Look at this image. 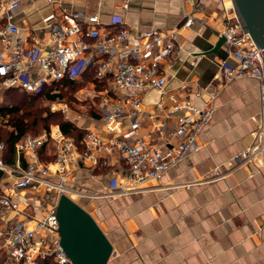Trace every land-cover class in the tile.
<instances>
[{"label":"built area","instance_id":"1","mask_svg":"<svg viewBox=\"0 0 264 264\" xmlns=\"http://www.w3.org/2000/svg\"><path fill=\"white\" fill-rule=\"evenodd\" d=\"M19 8L20 0H0V100L9 90L38 95L63 80L82 82L91 69V80L74 95L91 114L79 143L58 125L50 126L15 143L12 165L3 160L0 143V254L10 264L43 259L71 264L59 243L56 200L60 195L92 199L96 192L79 182L70 167L92 175L96 170H116L105 188L108 195L141 192L144 183L161 179L186 155L200 150L198 138L213 114V98L198 107L188 95L165 91V63L176 50L175 28L132 32L122 25L109 28L97 15L60 9L43 18L47 39L42 40L33 31L21 35L14 23ZM190 23L187 19L183 26ZM220 36L223 52L234 61H220L222 81L258 82V124L252 143L235 158L237 166L253 167L264 187L263 49L256 47L248 31L244 33L236 15L226 19ZM147 91H155L158 98L146 103ZM48 109L71 124L85 119L71 116L65 101H52ZM44 148L49 158H44ZM29 188L54 194L48 211H38L34 199L21 196ZM257 232L264 244V215Z\"/></svg>","mask_w":264,"mask_h":264},{"label":"crops","instance_id":"2","mask_svg":"<svg viewBox=\"0 0 264 264\" xmlns=\"http://www.w3.org/2000/svg\"><path fill=\"white\" fill-rule=\"evenodd\" d=\"M20 0L14 23L22 36L46 40L43 18L60 9L97 15L100 22L132 32L177 29L174 54L165 63V91L181 92L200 107L213 98L214 111L202 128L197 153L186 155L146 189L108 195L116 170L94 175L71 166L92 199L75 202L87 211L112 245L107 264H264L257 232L264 215L263 179L236 155L252 143L258 124L259 87L252 79L224 83L219 63L228 58L218 42L232 0ZM191 19L189 26L183 23ZM199 93L195 96L194 93ZM147 91L144 101L156 100ZM44 158H49L47 148ZM48 156V157H47ZM15 163V158L14 162ZM12 165V164H11Z\"/></svg>","mask_w":264,"mask_h":264},{"label":"water","instance_id":"3","mask_svg":"<svg viewBox=\"0 0 264 264\" xmlns=\"http://www.w3.org/2000/svg\"><path fill=\"white\" fill-rule=\"evenodd\" d=\"M236 16L256 47L263 49L264 82V0H232ZM220 37L212 52L223 43ZM2 172L0 171V178ZM55 215L59 226V243L71 264H107L112 245L91 215L66 195L56 200Z\"/></svg>","mask_w":264,"mask_h":264},{"label":"trees","instance_id":"4","mask_svg":"<svg viewBox=\"0 0 264 264\" xmlns=\"http://www.w3.org/2000/svg\"><path fill=\"white\" fill-rule=\"evenodd\" d=\"M91 78L92 70L89 69L83 75L82 82L63 80L56 87H48L38 95H29L15 90L7 91L3 95L0 104V118L2 120L5 117L8 118L5 123L8 129L0 125L3 160L7 164H13L15 143L27 136V133L36 132L38 128L40 130H48L50 124L58 125L65 136L72 137L79 143L84 132L73 124L64 121L59 112H50L48 104L55 100L68 101V98L72 97V94ZM55 88L58 92L51 93ZM42 103H45V105H42ZM0 264H10L3 254H0ZM36 264L55 263L50 259H43L38 260Z\"/></svg>","mask_w":264,"mask_h":264},{"label":"rangeland","instance_id":"5","mask_svg":"<svg viewBox=\"0 0 264 264\" xmlns=\"http://www.w3.org/2000/svg\"><path fill=\"white\" fill-rule=\"evenodd\" d=\"M75 93H76V91L72 94V97H69L68 101H65V102L70 107V111H71L70 115L71 116H76L77 114H81L83 118L85 117L84 121L75 122L76 124H73L77 128L84 131V128L87 127L89 124L87 117L89 116V114H91V111L89 110L86 103L83 107H81V103L76 101L74 98ZM1 102H2V99L0 100V104H1ZM42 105H45V103L44 104L42 103ZM7 119H8L7 117H5L3 120H2V118H0V125L5 127V129H8L7 128L8 126H6V124H5ZM50 126H54V124H50L49 127ZM43 131L44 130H40V128H38L36 132H34V133L29 132V133H27V135L36 136V135H39L40 133H42ZM21 196L26 197V198L31 197L32 199H34V203L38 206V208H37L38 211H43V210L48 211L51 208V204L54 201V194L52 192H46L43 188L26 189V190L22 191ZM72 200L77 201L78 199L76 197H72Z\"/></svg>","mask_w":264,"mask_h":264}]
</instances>
